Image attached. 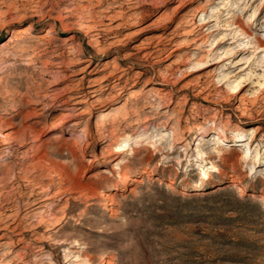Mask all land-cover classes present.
Segmentation results:
<instances>
[{"label":"rangeland","instance_id":"1","mask_svg":"<svg viewBox=\"0 0 264 264\" xmlns=\"http://www.w3.org/2000/svg\"><path fill=\"white\" fill-rule=\"evenodd\" d=\"M227 1L0 0V264H264V114L241 118L231 95L245 84L247 109L264 113V0ZM223 33L220 61L200 69ZM131 88L143 94L124 120ZM114 106L123 114L101 119ZM146 119L165 141L116 153L126 135L153 136ZM218 129L233 140L213 143ZM200 148L210 163L193 160Z\"/></svg>","mask_w":264,"mask_h":264},{"label":"bare ground","instance_id":"2","mask_svg":"<svg viewBox=\"0 0 264 264\" xmlns=\"http://www.w3.org/2000/svg\"><path fill=\"white\" fill-rule=\"evenodd\" d=\"M193 1L194 0H186L187 4L188 3H191ZM225 5H226V8L227 9L230 8L231 5H232L231 0L227 1L225 3ZM232 8H234V7H232ZM194 11H196V10H194ZM263 11H264V2H263V5L261 7V12H259L258 14L262 13ZM178 13H179V10H174L173 11V16L178 15ZM233 13H236V12H233ZM258 14H256V15H258ZM229 17H232V18L239 17V18H241L242 17V14H238V15L237 14H231ZM243 17H245V15ZM82 21L83 22L81 23V28L82 27H85L84 26V24H85L84 21L85 20H82ZM209 22H210L209 20L208 21H204L202 24H204V25L207 26L209 24ZM253 23H254V21L253 20H250V18H248V20L246 22V25H249V27H252L253 26ZM236 27H238V26L235 25L234 28H236ZM241 27H242L241 29L244 31L243 34L244 33L247 34L248 35L247 37H249V35H251V33H253L248 28H246L245 26H241ZM97 28H99V27H97ZM221 29H223V30H231L232 28L223 27ZM202 37H198V39H201ZM228 38H229V35L228 34H224V33L223 34H220L218 37H216L217 41L215 42L214 50H217V52H216L217 55H216V58H215L217 60L216 61H213V62H209V63L208 62H203V65L201 66L200 69H205V68L209 67L211 64L220 61L219 55H221V53L219 52V49H221V48L219 46L221 44H223L226 41V39H228ZM255 42H256V46L255 47H256L257 52H259V53L263 52L264 51V37H261L259 35H256ZM23 44H24V40H22L21 38H19L18 40H15V42L13 43V46H21ZM241 45L242 44H239L238 46H241ZM244 49H245V47H239L238 51H242ZM30 50L31 49L28 48V50H26V51H30ZM115 61L112 60L111 63L114 64V63H116ZM131 72L132 71H130L129 73H131ZM113 75L114 74H112L111 76H113ZM148 85H150V83L147 84V87H148ZM94 87H95V84H89L87 86V88L89 89V91H86L83 94H75V96L73 97V99H75L77 97H80V96H84V95L89 94L91 92H94ZM244 87H245V84H241V82H236V84H234V86H232L231 95L234 98H239V100H240V103H239L238 108H237L236 111L241 114V116H240L241 118H256V119H262L261 116L264 114L263 111L255 112V111H252V110H248L247 109V100L244 97V92H243L244 91ZM128 93H129V98L126 101V104L130 105V108H132V109H130V111H128V112H124L125 113V116L123 118L124 120L130 119L133 115H138L137 108H133V107H134V105H136V103H137L140 95L143 94V93H141V91L139 89H136V88H131ZM151 101H155V99L154 98H151ZM73 103H77V102L75 101ZM68 109H70V107ZM89 109H90L89 107L82 108L80 114L83 115V114L89 113L90 112ZM14 111H16V110L15 109L10 110L8 113H12ZM123 111L124 110H122L119 106H114L111 109H109L108 111L104 112L102 114L101 119L108 120V119H110L111 117H113L115 115H121V114H123ZM131 114H132V116H131ZM54 121L55 120L52 119L51 122L48 125L44 126L43 130H44L45 133L46 132H49V131H51V130H53V129H55L57 127L58 123H56ZM140 124H142L144 126L143 129H150V135H153V136H146V133H144V132H142V133H140L138 135H135L133 137H131L129 135H126V136H124L121 139V143L118 146H116V151H115L116 153L122 154V153H124L126 151H130V154H135V147L134 146H140V145H146L149 148L157 147V143L158 142L159 143H162L163 141H165V138L164 137H167V135L169 134V132L165 133L167 131L166 126H163L161 124H158V125L155 124L154 126H151L149 124V121L147 119L144 120L143 122H140ZM207 124H208V121H206L205 124H203V125L197 126L195 133H197L198 135H197L196 139H198L201 134H205L206 135L208 133V129L206 127ZM226 124H233V123L230 120H228L226 122ZM233 125H234V127H235L236 130L242 129L241 122L234 123ZM263 129L264 128L262 126H259V125L256 126L255 129H254L255 135L259 134L261 131H263ZM163 131H165L164 132V134H165L164 137H162V135H158L156 137L154 136L155 133H161ZM1 134H2V137L5 140H7V139L10 138L9 137V134L7 132H3ZM210 136L213 137V143H215V144H220V143H223L225 141L233 140V138L231 136L225 134V132L222 131L221 129H218V131L216 133L211 134ZM102 142H105V140H102ZM43 143L44 142H42V141L39 142L36 145V147L34 148V152H37L41 148V146H42ZM186 144L188 146H194L195 145V140H188V142ZM241 145L243 146V144H241ZM241 149H244V147H242ZM250 151H251V147L248 148V150L245 153L246 154L245 156H248V154L250 153ZM205 155H206V151L200 148L198 150V152L195 154V157L193 158V160L194 161H197V162H204V163H207L208 164L210 162H206L205 161ZM96 161L97 160H91L92 163H95ZM129 161L130 160L128 158H126L124 160V163H128ZM256 170H257V168H255V166H252V171L251 172L252 173H255ZM215 171H217V167L216 166L214 168H208L204 172V175H206L207 177H211V175H212L211 173H214ZM134 173H145V170L136 168V169H134ZM127 176L128 175L125 174V173L122 174V177H121V182L122 183L127 179ZM134 181L136 182V185L137 184H143L144 183L143 180H141L139 178H135ZM238 182H241V181L238 180ZM235 186H237V184H235ZM175 187H176V185L173 182L168 183V188L169 189H175ZM106 189H107V191H115V190L118 189V186L116 184H110V185L107 186ZM133 190H134V188L132 187L130 189V191H133ZM42 192H43V190L40 191V192H38V193L40 194ZM58 195H59V193L56 192L52 196H50V198L57 197ZM135 197H137V194H135ZM42 200L43 199H40V198L39 199L34 198L32 201L30 200L29 202H27L25 204L23 203V205H24V207L25 206L30 207L31 205H35V204L40 203ZM260 201L264 205V198H260ZM24 209H26V208H24ZM105 210L109 211L107 208ZM47 259H49V263H52L53 262L52 258H50L49 256H46V255H41L38 258L39 261H45ZM69 261H70V259L67 258L66 263H68Z\"/></svg>","mask_w":264,"mask_h":264}]
</instances>
